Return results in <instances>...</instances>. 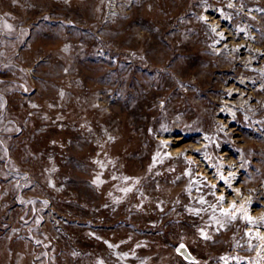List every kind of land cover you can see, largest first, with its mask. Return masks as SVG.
Listing matches in <instances>:
<instances>
[{
    "label": "rangeland",
    "instance_id": "1",
    "mask_svg": "<svg viewBox=\"0 0 264 264\" xmlns=\"http://www.w3.org/2000/svg\"><path fill=\"white\" fill-rule=\"evenodd\" d=\"M0 264H264V0H0Z\"/></svg>",
    "mask_w": 264,
    "mask_h": 264
},
{
    "label": "water",
    "instance_id": "2",
    "mask_svg": "<svg viewBox=\"0 0 264 264\" xmlns=\"http://www.w3.org/2000/svg\"><path fill=\"white\" fill-rule=\"evenodd\" d=\"M179 252H180V251H179ZM186 258H187V259H190V256H187Z\"/></svg>",
    "mask_w": 264,
    "mask_h": 264
},
{
    "label": "bare ground",
    "instance_id": "3",
    "mask_svg": "<svg viewBox=\"0 0 264 264\" xmlns=\"http://www.w3.org/2000/svg\"><path fill=\"white\" fill-rule=\"evenodd\" d=\"M186 251V250H185ZM187 253V252H186Z\"/></svg>",
    "mask_w": 264,
    "mask_h": 264
}]
</instances>
